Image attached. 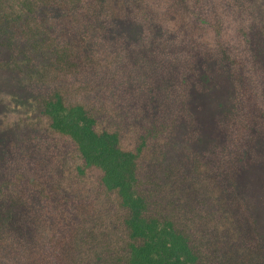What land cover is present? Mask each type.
Returning <instances> with one entry per match:
<instances>
[{"label": "trees", "instance_id": "obj_1", "mask_svg": "<svg viewBox=\"0 0 264 264\" xmlns=\"http://www.w3.org/2000/svg\"><path fill=\"white\" fill-rule=\"evenodd\" d=\"M213 61L221 139L166 164ZM260 143L264 0H0V264H264L239 187Z\"/></svg>", "mask_w": 264, "mask_h": 264}, {"label": "rangeland", "instance_id": "obj_2", "mask_svg": "<svg viewBox=\"0 0 264 264\" xmlns=\"http://www.w3.org/2000/svg\"><path fill=\"white\" fill-rule=\"evenodd\" d=\"M112 36H126L131 41L140 38L141 28L125 21H115ZM259 44V51L260 46ZM209 72V74L207 72ZM200 83L194 84L191 94L192 111L200 124L202 137L197 143H189L185 137L187 126L181 125L168 154L166 164H182L185 150L205 151L211 144L221 139L218 128L219 119L232 111L235 95L234 85L226 62H209L199 69ZM200 85L202 91L197 86ZM260 154H264V145H258ZM241 192L252 202L254 217L264 238V162L250 164L243 171L240 184Z\"/></svg>", "mask_w": 264, "mask_h": 264}]
</instances>
